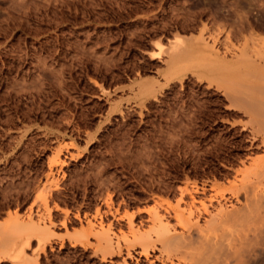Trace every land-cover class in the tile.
Segmentation results:
<instances>
[{
    "label": "rangeland",
    "instance_id": "1",
    "mask_svg": "<svg viewBox=\"0 0 264 264\" xmlns=\"http://www.w3.org/2000/svg\"><path fill=\"white\" fill-rule=\"evenodd\" d=\"M220 28L264 37V0H0V264H152L133 232L153 209L175 225L186 182L209 209L241 205L235 170L264 155L248 116L195 75L169 79L177 35ZM101 223L121 252L86 236Z\"/></svg>",
    "mask_w": 264,
    "mask_h": 264
},
{
    "label": "bare ground",
    "instance_id": "2",
    "mask_svg": "<svg viewBox=\"0 0 264 264\" xmlns=\"http://www.w3.org/2000/svg\"><path fill=\"white\" fill-rule=\"evenodd\" d=\"M224 30L220 28L211 37L177 35L178 44L170 52L172 77L169 79L178 80L191 74L219 89L235 112L243 111L248 116L242 130L250 132L251 145L264 150V37L246 36L245 29H236L225 31L222 40ZM236 40L240 43H235ZM144 92H150L147 86ZM248 163L240 164L242 167L235 170L234 180L230 182L231 196L241 205L232 203L233 206L227 207L225 200L214 210L209 209L214 196L199 198L195 195L205 194L208 188L186 182L179 188L178 207L169 203L165 208L168 213L173 212L176 224L172 225L158 209L148 211L150 218L157 222L155 228L151 232L132 231L136 237L129 242L128 250L139 246L137 253L150 259L152 264L155 260H162V264H264V155ZM180 202H184L187 209L183 206L182 209ZM203 215L206 218L201 223L199 219ZM134 217L128 219L131 229L135 227ZM28 225L31 229L37 227L32 222ZM111 225L107 228L101 223L95 228L90 224L86 236H97L105 250L121 252V244L112 237L115 233H111ZM22 229V225L15 224L8 231L5 228L1 231L17 236ZM7 248L5 245L3 249ZM153 251L159 254L150 258ZM21 256V251L11 255L12 258ZM123 261L127 264L125 259Z\"/></svg>",
    "mask_w": 264,
    "mask_h": 264
}]
</instances>
